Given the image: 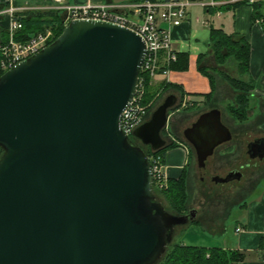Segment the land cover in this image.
Segmentation results:
<instances>
[{
	"label": "water",
	"instance_id": "1",
	"mask_svg": "<svg viewBox=\"0 0 264 264\" xmlns=\"http://www.w3.org/2000/svg\"><path fill=\"white\" fill-rule=\"evenodd\" d=\"M145 53L128 27L74 19L0 75V264H156L175 227L196 220L198 209L157 199L147 153L122 130ZM177 100L167 95L134 135L164 147ZM183 132L200 168L233 138L218 107ZM247 148L263 159L264 136Z\"/></svg>",
	"mask_w": 264,
	"mask_h": 264
},
{
	"label": "crops",
	"instance_id": "2",
	"mask_svg": "<svg viewBox=\"0 0 264 264\" xmlns=\"http://www.w3.org/2000/svg\"><path fill=\"white\" fill-rule=\"evenodd\" d=\"M68 1L70 4L106 2L122 4L135 0ZM234 4L229 3L228 7H221L223 5L221 4L209 9L193 5L189 9L186 20L172 29V39L176 50L189 55L188 68L172 69L167 75L159 73L152 78V82L162 86L164 82L169 81L182 89L180 93L175 88H169L162 94L164 98L171 93L178 97L177 105L169 112V120L164 129L168 144L172 142L177 144L166 154L168 177L178 178L183 168L188 167L187 205L198 209L196 219L208 222L211 230L214 227L221 228V231L225 229L224 224L218 225L219 213L223 212L221 214L223 216L235 206L242 208L244 213L240 215L236 226L237 239L230 244V247L223 246V248L245 253L244 260L234 264H264V158H251L247 151L250 141L264 136V0H256L253 4H249L247 0H241L238 5ZM56 5L54 0H0V44L6 43L9 38V16L3 12L14 9L17 15V13L28 11L57 9ZM213 27L221 28L227 33L238 32L245 35L250 43V68L244 77L252 80L255 87L251 90L249 119L245 122H237L228 111V104L234 101L236 92L221 75L227 69L216 64L210 40ZM201 65L209 69L212 78L200 70ZM227 72L232 73L231 70ZM236 75H238L237 71ZM212 91L214 95L210 104L207 105L205 104L206 95ZM192 104L195 105L194 108L185 109ZM213 107L222 110V120L232 130L233 138L220 145L208 158L207 164L210 171L224 175L231 170L239 169L243 176L235 182L223 184L227 186L226 189H234L235 195L230 202L225 197L213 195V200L207 202L208 207L202 209L193 204L196 200L195 168L198 164L195 150L186 140L183 131L202 112ZM232 147L235 150L234 148L229 150ZM250 158L254 161H249ZM248 162H250L249 165L245 166ZM204 203L206 204V201Z\"/></svg>",
	"mask_w": 264,
	"mask_h": 264
},
{
	"label": "built area",
	"instance_id": "3",
	"mask_svg": "<svg viewBox=\"0 0 264 264\" xmlns=\"http://www.w3.org/2000/svg\"><path fill=\"white\" fill-rule=\"evenodd\" d=\"M54 1L57 9L66 12V24L74 19H94L109 21L136 31L146 43V53L140 70L154 78L159 73L167 75L171 70L170 63L177 59L178 51L173 43L172 29L186 20L193 5L209 9L241 0H140L122 4H70L68 0ZM247 2L253 4L256 0ZM3 13L9 16V38L6 43L0 44V75L1 72L39 52L53 38V31L47 29L26 41H18L16 33L23 26L21 20L14 9ZM143 83L144 77H141L133 100L123 112L122 130L128 136L134 135V130L149 118L153 103H157L156 99L159 97L158 95L148 105L142 104ZM149 159L153 183L157 189L162 190L167 187L169 179L166 163L155 150L149 154Z\"/></svg>",
	"mask_w": 264,
	"mask_h": 264
},
{
	"label": "trees",
	"instance_id": "4",
	"mask_svg": "<svg viewBox=\"0 0 264 264\" xmlns=\"http://www.w3.org/2000/svg\"><path fill=\"white\" fill-rule=\"evenodd\" d=\"M239 3L241 1L235 2L234 5H238ZM228 6L230 5H221V7ZM17 15L23 24L22 28L16 33V40L18 41H26L39 32L51 29L53 31V38L49 41L50 44L61 34L66 26L64 21L66 12L61 9L28 11L17 13ZM210 40L216 64L227 70L235 69L238 73V75H234L225 70L221 75L236 92L234 101L228 104V111L237 122H245L249 119L251 90L255 87L252 80H247L244 77L250 68V43L245 35L238 32L227 33L221 28L214 27L211 29ZM188 62V53L177 52V59L171 62L169 67L171 70H185L188 68ZM200 70L211 77L209 69L204 65L200 66ZM141 77H144V96L142 99V104L144 105H148L169 88H175L182 93L181 88L169 81L164 82L162 86H157L152 82V78L144 72L140 73ZM213 95L214 91L206 95L205 104H210ZM194 106L192 104L185 109H191ZM176 146L177 144L172 142L157 150V153L162 156L164 163H166L168 150ZM151 151V148L148 147V153ZM3 153L4 149L0 146V158ZM153 188L158 199L164 198L167 201V205H164L169 211L173 213H185L188 210V167L183 168L178 178H169L165 189L159 190L155 186ZM244 255L245 253L242 251L225 249L218 246L208 247L174 242L168 246L167 251L156 264H234L237 261L244 260Z\"/></svg>",
	"mask_w": 264,
	"mask_h": 264
},
{
	"label": "rangeland",
	"instance_id": "5",
	"mask_svg": "<svg viewBox=\"0 0 264 264\" xmlns=\"http://www.w3.org/2000/svg\"><path fill=\"white\" fill-rule=\"evenodd\" d=\"M231 72L234 75H236L235 69H232ZM161 99H163L162 95L157 97L156 99L157 103H153V105L155 106L159 104L162 101ZM172 109H170V111ZM233 148L234 147H232V149L229 150H233ZM144 151L147 152L148 148L144 149ZM249 161L253 162L254 160L250 158ZM249 163L250 162L246 163L245 166H248ZM196 167H198V165H196ZM195 169H196L195 170L196 200L193 202L194 206L196 205L200 206L202 209L208 207L206 206L207 202L213 200L212 199L213 195H219V197H223V198L225 197L229 200V202L231 201L230 199L233 198L235 195L233 194L234 189L233 190L226 189L227 186L223 184H218L214 186V184L211 182H207V184L203 183L199 179L198 169L197 168ZM223 172L221 173L223 174ZM158 200L162 201L163 204L167 205V201L164 198ZM205 201L206 204L204 203ZM222 213H219L218 215L219 220L218 219L217 220H218V225H222V224L225 225L224 227L225 229L223 231H221V228H215V227L213 228V230H211L208 226L209 224L208 222L205 221L201 222L196 219L197 221H192L183 226H178L176 228V232H174L173 240L169 243L168 246H170L174 242H181L190 245H218L221 247L223 246L230 247V244H232V242H235V240L237 239L236 226L238 225V221L240 220V215L244 213V211L242 208L235 206L234 208H231L228 213H224L223 216H221Z\"/></svg>",
	"mask_w": 264,
	"mask_h": 264
},
{
	"label": "flooded vegetation",
	"instance_id": "6",
	"mask_svg": "<svg viewBox=\"0 0 264 264\" xmlns=\"http://www.w3.org/2000/svg\"><path fill=\"white\" fill-rule=\"evenodd\" d=\"M130 139H131L136 145H138V146H140V147H142V148H144V149H147V148L149 147V145L142 143V141H140V139H138V138L135 137L134 135L130 136ZM197 169H198V171H199L198 174H199V179H200V181H202L203 183H206V184H207V182L216 183V184H230V183L235 182V181L238 180V179L235 178V179L229 180V181H227V182H221V181H218V177H226L230 171L227 172V173H225L224 175H219V174H216V173H214V172H211V171H210V167L208 166V164H207V166H206L205 168H200V167L198 166ZM240 179H241V178H240ZM192 208H193V207L188 208V210H189V209H192ZM188 210H187L186 212H188ZM186 212H185V213H186ZM179 226H183V225H179ZM177 227H178V226L175 227V232H176V228H177Z\"/></svg>",
	"mask_w": 264,
	"mask_h": 264
}]
</instances>
